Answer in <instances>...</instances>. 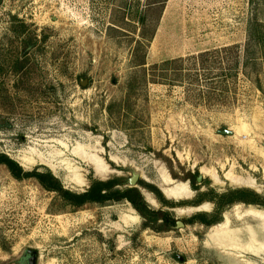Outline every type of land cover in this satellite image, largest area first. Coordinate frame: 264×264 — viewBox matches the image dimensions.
<instances>
[{"label":"rangeland","instance_id":"1","mask_svg":"<svg viewBox=\"0 0 264 264\" xmlns=\"http://www.w3.org/2000/svg\"><path fill=\"white\" fill-rule=\"evenodd\" d=\"M0 152L176 223L0 165V264H264V0H0Z\"/></svg>","mask_w":264,"mask_h":264},{"label":"trees","instance_id":"2","mask_svg":"<svg viewBox=\"0 0 264 264\" xmlns=\"http://www.w3.org/2000/svg\"><path fill=\"white\" fill-rule=\"evenodd\" d=\"M180 60H173L166 62L162 67L170 64L179 63ZM145 65V64H142ZM0 165H4L10 171L14 178L18 180L34 178L45 189L51 192L59 194L65 201L74 207H82L88 203L106 204L108 202H120L123 200L129 201L134 208L142 215V217L149 223L156 224L162 222L165 228L168 230L175 226V221L171 217L162 211H153L145 202L141 193L135 188H129L126 190H120L117 186L122 185L121 180L114 179L107 182L93 181L89 189L84 193H76L67 189H64L62 184L57 178H55L50 171L38 172L37 170L28 172L25 171L18 162L8 157L6 154L0 152ZM192 181L197 180L194 175L191 178ZM249 191H238L229 195H225L221 198V202L231 201L235 195L252 196L253 193ZM245 200V199H244ZM245 203H255V201H243ZM204 220V217H200ZM207 225L213 224L214 221H204ZM162 225V226H163Z\"/></svg>","mask_w":264,"mask_h":264},{"label":"water","instance_id":"3","mask_svg":"<svg viewBox=\"0 0 264 264\" xmlns=\"http://www.w3.org/2000/svg\"><path fill=\"white\" fill-rule=\"evenodd\" d=\"M219 132V134L220 135H224V136H234V132L233 131H230V130H220V131H218ZM202 176H199L198 177V181H201L202 180ZM135 179H136V177H135ZM132 183H134V180H133V182ZM197 208H199V206L197 207ZM177 225L178 226H184V224L182 223V222H177ZM27 256H28V264H37V252H35V251H28L27 252ZM181 260H183V258H181Z\"/></svg>","mask_w":264,"mask_h":264},{"label":"bare ground","instance_id":"4","mask_svg":"<svg viewBox=\"0 0 264 264\" xmlns=\"http://www.w3.org/2000/svg\"><path fill=\"white\" fill-rule=\"evenodd\" d=\"M242 130V129H241ZM237 131V130H236ZM203 172H205L204 169H202ZM169 195H173L171 194L170 192L168 193ZM250 215L253 216V217H256V218H260V219H264V216L263 214H261L260 212L258 211H253V212H250ZM229 223V222H228ZM227 226V223L224 224V225H220L219 228L220 229H225V227ZM247 248V247H246ZM245 249V248H244Z\"/></svg>","mask_w":264,"mask_h":264},{"label":"flooded vegetation","instance_id":"5","mask_svg":"<svg viewBox=\"0 0 264 264\" xmlns=\"http://www.w3.org/2000/svg\"><path fill=\"white\" fill-rule=\"evenodd\" d=\"M181 260V258H179Z\"/></svg>","mask_w":264,"mask_h":264}]
</instances>
